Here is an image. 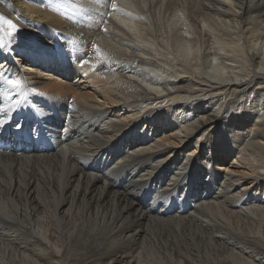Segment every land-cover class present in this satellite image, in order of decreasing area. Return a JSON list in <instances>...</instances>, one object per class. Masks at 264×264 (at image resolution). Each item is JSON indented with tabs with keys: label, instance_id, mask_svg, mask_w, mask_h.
<instances>
[{
	"label": "bare ground",
	"instance_id": "1",
	"mask_svg": "<svg viewBox=\"0 0 264 264\" xmlns=\"http://www.w3.org/2000/svg\"><path fill=\"white\" fill-rule=\"evenodd\" d=\"M126 1L0 0V264H264V0Z\"/></svg>",
	"mask_w": 264,
	"mask_h": 264
},
{
	"label": "snow or ice",
	"instance_id": "2",
	"mask_svg": "<svg viewBox=\"0 0 264 264\" xmlns=\"http://www.w3.org/2000/svg\"><path fill=\"white\" fill-rule=\"evenodd\" d=\"M114 9H116L117 11H119V9L116 7L115 4L112 5ZM0 23H3L5 25H7V27L9 29H11V32L9 33V35H11L12 33H15L18 31L17 29V26L11 21V20H8V19H5L4 17L0 16ZM2 75V74H0ZM14 87L16 86V81H9ZM17 127H21V125H17Z\"/></svg>",
	"mask_w": 264,
	"mask_h": 264
},
{
	"label": "rangeland",
	"instance_id": "3",
	"mask_svg": "<svg viewBox=\"0 0 264 264\" xmlns=\"http://www.w3.org/2000/svg\"><path fill=\"white\" fill-rule=\"evenodd\" d=\"M118 1V0H117ZM119 1H122V4L123 5H129V1H126V0H119ZM107 17H112V15L110 14V10L107 12ZM113 18V17H112ZM135 25L134 27L140 32L141 31V28L139 27V24H133ZM102 26L104 27V24H102ZM139 27V28H138Z\"/></svg>",
	"mask_w": 264,
	"mask_h": 264
}]
</instances>
